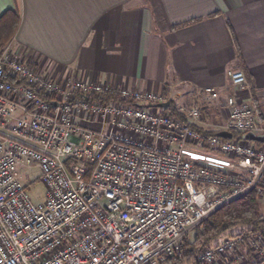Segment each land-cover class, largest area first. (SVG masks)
<instances>
[{"label": "built area", "instance_id": "built-area-1", "mask_svg": "<svg viewBox=\"0 0 264 264\" xmlns=\"http://www.w3.org/2000/svg\"><path fill=\"white\" fill-rule=\"evenodd\" d=\"M227 77L233 92L221 102L204 88L177 108L182 122L161 94L47 77L3 47L0 264H162L212 213L251 192L264 199V144L242 138L264 125L244 74ZM33 168L46 188L37 205L20 180ZM197 261L264 264V233L226 237Z\"/></svg>", "mask_w": 264, "mask_h": 264}, {"label": "crops", "instance_id": "crops-1", "mask_svg": "<svg viewBox=\"0 0 264 264\" xmlns=\"http://www.w3.org/2000/svg\"><path fill=\"white\" fill-rule=\"evenodd\" d=\"M20 13L17 53L47 77L201 102L244 72L264 125V0H0ZM226 86V87H225ZM185 107V106H182Z\"/></svg>", "mask_w": 264, "mask_h": 264}, {"label": "trees", "instance_id": "trees-1", "mask_svg": "<svg viewBox=\"0 0 264 264\" xmlns=\"http://www.w3.org/2000/svg\"><path fill=\"white\" fill-rule=\"evenodd\" d=\"M20 21V13L16 10H7L0 16V49L14 39ZM39 95L47 99L44 92H40ZM110 99L113 97L102 98L104 101ZM170 105L172 114L185 122V118L177 113V108L173 106L172 102ZM191 127L201 131L196 126L192 125ZM209 134L213 133L209 132ZM234 136L236 137V134ZM255 145L260 146L257 143ZM259 205L256 195L251 192L223 206L193 229L194 234L191 239L188 237L183 239V246L179 254L167 257L162 264H198L197 257L203 248L211 247L226 237L253 232L264 233V213L260 212Z\"/></svg>", "mask_w": 264, "mask_h": 264}, {"label": "rangeland", "instance_id": "rangeland-1", "mask_svg": "<svg viewBox=\"0 0 264 264\" xmlns=\"http://www.w3.org/2000/svg\"><path fill=\"white\" fill-rule=\"evenodd\" d=\"M13 41V40H12ZM11 42V41H10ZM9 42V43H10ZM12 47L13 46V42H12ZM1 50V49H0ZM243 73V72H242ZM244 74V73H243ZM245 76V75H244ZM227 86V87H226ZM226 89L228 91V93H232V88H230L228 86V83L226 84ZM250 91V90H249ZM229 93V94H230ZM250 95H251V91H250ZM176 102V106H185L186 108L187 107H191L190 103L188 101H184V102H177V101H174ZM211 115L213 113H210ZM263 114H264V110H263ZM209 123H214L215 122V119H211V120H208ZM205 131L207 132H216L215 128L214 127H203L201 126ZM257 135H260V134H257ZM253 143V142H252ZM255 144V143H254ZM39 171L35 168L33 169H23V170H20V180L21 182L24 184V186L26 187V191H27V196L28 198L30 199V201L37 205L39 203H41L44 198H45V195H46V188L45 186L40 182L39 180ZM259 201V206H260V212L263 214L264 213V199L262 200H258ZM193 231H191L189 233V235L187 236L188 239H191L193 237Z\"/></svg>", "mask_w": 264, "mask_h": 264}, {"label": "water", "instance_id": "water-1", "mask_svg": "<svg viewBox=\"0 0 264 264\" xmlns=\"http://www.w3.org/2000/svg\"><path fill=\"white\" fill-rule=\"evenodd\" d=\"M169 103L162 104V106L167 107ZM217 137L223 138V139H231L232 134L228 132H218L216 134ZM243 139L249 142H256L264 144V135H253V134H245L242 136Z\"/></svg>", "mask_w": 264, "mask_h": 264}]
</instances>
